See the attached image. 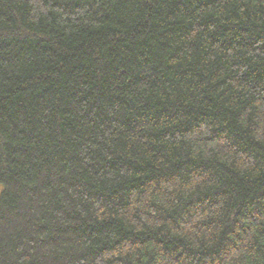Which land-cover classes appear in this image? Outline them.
<instances>
[{
	"label": "trees",
	"instance_id": "1",
	"mask_svg": "<svg viewBox=\"0 0 264 264\" xmlns=\"http://www.w3.org/2000/svg\"><path fill=\"white\" fill-rule=\"evenodd\" d=\"M0 264H264V0H0Z\"/></svg>",
	"mask_w": 264,
	"mask_h": 264
}]
</instances>
